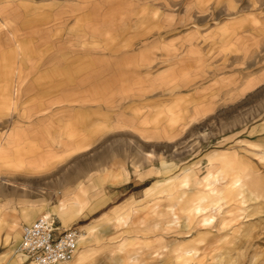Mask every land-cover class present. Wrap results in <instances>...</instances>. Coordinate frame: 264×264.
Segmentation results:
<instances>
[{"label":"rangeland","instance_id":"374dc122","mask_svg":"<svg viewBox=\"0 0 264 264\" xmlns=\"http://www.w3.org/2000/svg\"><path fill=\"white\" fill-rule=\"evenodd\" d=\"M12 1L19 3H7ZM182 1L180 13L186 24L191 19V0ZM55 2V62L67 73L76 69L79 58L84 66L76 70L73 81H65L59 71V99L39 103L46 113L51 111L47 107L59 105L61 112L45 115L41 127L27 123L32 116L0 118L1 156L13 144L20 151V141L30 138L44 140L46 145L43 142L39 150L47 153L45 159L59 160L48 163L45 174L17 175L10 181L11 174L0 167V179L8 187L1 184L0 188L4 218H10L17 207L48 202L50 208L37 217L48 211L58 217L64 213L65 221L73 216L76 200L85 202L117 183L123 192L117 200L126 202L113 228L123 231L126 225L130 264L160 260L164 264H264V55L261 60L255 54L237 56L226 65L219 53L208 56L194 45L191 35L177 42L164 34L140 35L132 45L120 48L105 46L98 55L94 52L98 49L77 47L88 42L85 37L66 36L72 25L78 28L97 19L107 31L121 33L139 23L146 15L143 9L154 4L156 25L170 26L179 12L164 8L175 1ZM9 4L0 5V59L6 46L21 38L18 15ZM18 5L30 20L41 15L39 7ZM232 5L234 12L244 9ZM228 10L216 8V22ZM47 38L45 33L26 34L21 42L39 45ZM99 56L104 57L106 71L100 77L84 68L92 59L96 65ZM210 66L213 72L208 71ZM82 70L86 78H80ZM176 85L182 90L169 91ZM22 86L12 85L10 95L0 96V109L37 107L35 99L25 100ZM178 104L183 107L177 108ZM73 106L96 110L83 123L92 122L94 127L71 130L79 144L59 136L55 122L58 117L69 121ZM170 109L173 118L167 114ZM9 167L16 170L23 165L15 162ZM27 168L34 167L28 164L22 169ZM74 182L81 186L76 192H72L77 188ZM5 190L10 192L4 194ZM109 250L114 252L112 247Z\"/></svg>","mask_w":264,"mask_h":264},{"label":"crops","instance_id":"0c3cea01","mask_svg":"<svg viewBox=\"0 0 264 264\" xmlns=\"http://www.w3.org/2000/svg\"><path fill=\"white\" fill-rule=\"evenodd\" d=\"M9 0H0V5L9 4ZM19 3H26L35 7H39L41 15L36 20H30L23 13L22 8L15 3L10 2L11 9L14 10L18 19L16 25L17 30L21 32L22 36L26 34H32L33 36L40 34H47L49 40L41 42L39 45L36 43H28L25 39L16 37L15 44L6 46V50L3 51L5 57H2L0 61H3L0 66V96H7L11 94V86L21 84L24 88V93L27 94L25 100L35 99L37 107H24L21 109H0V118L8 116H32L27 120V123L34 126L41 127V124L45 121V115H56L61 112L60 105L50 108V112H44L46 108L44 105H40V101L43 99L57 100L59 99V76L61 75L65 81H73L77 77V71H80L84 66V60L78 59L76 69L73 67L71 71L65 72L58 68L57 62H55L57 53H55L57 46L55 36V12L57 10L55 0H18ZM173 6L164 8V11L170 12V10L179 12L175 15L176 20L171 23L170 26H157L155 22L157 8L154 4L146 6L143 9V13H146L145 17L135 26L122 29L121 33L118 31L109 32L105 29L103 22L89 21L82 26L76 28L71 26V29L67 31V37H85L88 42L86 44L77 46L79 48H92L98 49L94 51L99 55V52H103L105 46L111 48H120L125 45H132L133 40L138 36L158 37L164 34L165 38H176L177 42L184 40L186 35L192 36V42L200 50L206 51L208 56L221 55L222 60L226 59V65L230 60H234L237 56H244L245 54L257 55L256 59H263L264 55V0H239L240 3L236 4V0H222V3L218 5L216 0H191V19L186 24L184 23L181 13L183 11V1L174 0ZM235 4L241 9L238 12L231 10ZM94 4H100V1H96ZM96 6V5H95ZM234 7V8H235ZM216 8H229L228 12L224 14L222 20L216 22L215 9ZM133 9V8H132ZM38 10V11H39ZM158 10H162L159 8ZM131 11V10H130ZM163 11V10H162ZM132 12V11H131ZM99 15L96 13L95 16ZM81 27V28H80ZM162 28V29H160ZM54 40V41H53ZM168 41V40H167ZM171 41V40H170ZM168 41V42H170ZM195 47V46H194ZM249 48V51H246ZM104 56V55H103ZM99 56V61L96 65L93 64L94 59L89 60V63L85 69L94 72L92 75H98V77L105 76V64L104 57ZM91 58V57H90ZM101 60V61H100ZM233 62V61H232ZM97 66V67H94ZM62 72L61 74L59 73ZM208 71L213 72V66H210ZM60 74V75H59ZM80 74V73H79ZM87 73L82 70L80 78H86ZM82 80V79H81ZM22 88V90H23ZM182 90L181 87L176 85L169 89V91ZM171 98V97H170ZM172 106V105H171ZM170 107V106H169ZM179 109L183 107L176 106ZM172 110L167 112L170 118L172 116ZM92 107L85 106H73L69 109L71 114L70 120L68 118L58 117L55 119L57 126H59V136L66 140H70L74 144H79V140L74 137V127L77 129H91L93 126L92 122L87 123V115H92ZM175 111H177L175 109ZM181 112H184L182 109ZM52 117V116H51ZM40 131V129L38 130ZM44 140L42 139H30L20 141V151H15L17 146L11 145L6 153L0 154V167H3L5 171L10 173L9 181L17 177V175H32L36 177L38 175L45 174L48 163L58 162L56 158L54 160L45 159L46 152H40V148ZM43 144V145H42ZM59 144V142H58ZM55 144V145H58ZM86 144H90L89 141ZM1 151V148H0ZM41 153V154H39ZM54 157V156H53ZM51 157V158H53ZM23 165H33V169H22L18 168L13 170L10 168L11 163ZM39 166V168H37ZM30 167V166H29ZM79 174L82 172H78ZM81 175V174H80ZM95 176L92 175V177ZM90 177V179L92 178ZM16 179V178H15ZM64 181V180H62ZM95 181V179H93ZM1 184L5 188H8L5 183ZM65 183V181H64ZM92 184V183H91ZM76 189L72 192L78 191V187L75 182L72 184ZM109 190L101 194H95L93 197L87 198L84 202L82 199H78L76 207L72 208L74 214L69 219L64 220L65 214L59 215L54 214V222L57 227V232L60 233L63 229L75 228L80 230L81 243L78 245L76 254L73 259L63 264H130L131 262L126 259L125 247L128 241H125L128 235L125 234L124 228L116 230L113 228V224H118L117 216L118 211L122 208V204L126 202L117 200L123 196L120 184L112 183L109 184ZM81 191L84 189L79 188ZM10 192V190H5ZM122 192V193H121ZM4 195L0 194V198ZM116 201L117 203H113ZM112 204L106 211H100L104 207ZM50 208L48 202L43 203V206L23 208L17 207L16 211L11 214L10 218H4L3 207L0 205V264H32L25 252L20 251V243L22 242V227L28 223L33 222L39 214H43ZM32 210V211H31ZM29 211V212H27ZM61 211L59 210V213ZM25 213L27 216L25 217ZM124 215V214H123ZM80 222V223H79ZM15 223V224H14ZM6 225V226H5ZM91 227L90 229H88ZM95 227V229H94ZM21 228V229H20ZM87 233H84L87 231ZM94 231L90 232V230ZM10 232L7 234V232ZM132 237V236H131ZM116 243V245H115ZM20 244V245H19ZM19 245V246H18ZM114 249V252H110L109 248ZM19 248V249H17ZM17 250V251H16ZM131 261H135L134 259ZM163 263L162 260L157 261L156 264ZM155 264V263H152ZM164 264V263H163Z\"/></svg>","mask_w":264,"mask_h":264},{"label":"built area","instance_id":"2783aa9c","mask_svg":"<svg viewBox=\"0 0 264 264\" xmlns=\"http://www.w3.org/2000/svg\"><path fill=\"white\" fill-rule=\"evenodd\" d=\"M57 230L47 215L22 227V251L33 264H63L73 259L78 249L77 230L67 228L56 233Z\"/></svg>","mask_w":264,"mask_h":264},{"label":"bare ground","instance_id":"6f19581e","mask_svg":"<svg viewBox=\"0 0 264 264\" xmlns=\"http://www.w3.org/2000/svg\"><path fill=\"white\" fill-rule=\"evenodd\" d=\"M44 215H47V216H49L50 217V219H52V221H54V218H53V216H52V214H51V212H46V214H44ZM15 224V223H14ZM56 226V225H55ZM77 234H79V236H78V245L80 244V242H81V238H80V231L78 232V230H77ZM20 248V251L22 252V247L20 246L19 247ZM19 248H17V249H19ZM24 253V252H23ZM33 264V263H32Z\"/></svg>","mask_w":264,"mask_h":264}]
</instances>
